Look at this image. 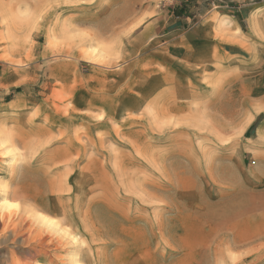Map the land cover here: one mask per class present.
<instances>
[{"label": "rangeland", "instance_id": "obj_1", "mask_svg": "<svg viewBox=\"0 0 264 264\" xmlns=\"http://www.w3.org/2000/svg\"><path fill=\"white\" fill-rule=\"evenodd\" d=\"M173 7L0 0V264H264V73L194 71Z\"/></svg>", "mask_w": 264, "mask_h": 264}, {"label": "crops", "instance_id": "obj_2", "mask_svg": "<svg viewBox=\"0 0 264 264\" xmlns=\"http://www.w3.org/2000/svg\"><path fill=\"white\" fill-rule=\"evenodd\" d=\"M169 14L171 34L194 71L215 72L222 56L245 71L264 73V0H175ZM262 131L264 112L259 111L247 123L245 136L256 139ZM263 211L255 214L256 231L262 233Z\"/></svg>", "mask_w": 264, "mask_h": 264}, {"label": "bare ground", "instance_id": "obj_3", "mask_svg": "<svg viewBox=\"0 0 264 264\" xmlns=\"http://www.w3.org/2000/svg\"><path fill=\"white\" fill-rule=\"evenodd\" d=\"M0 202H1L2 206H3V208H9V207L12 206V202L10 200H8V198L5 195L2 196V199H1ZM41 219L43 221H45V222L52 223L48 218H46V217H44L42 215H41Z\"/></svg>", "mask_w": 264, "mask_h": 264}]
</instances>
